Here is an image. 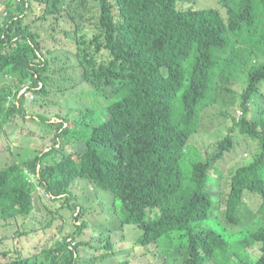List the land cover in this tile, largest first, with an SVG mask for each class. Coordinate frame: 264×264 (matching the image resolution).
I'll list each match as a JSON object with an SVG mask.
<instances>
[{"label": "trees", "instance_id": "16d2710c", "mask_svg": "<svg viewBox=\"0 0 264 264\" xmlns=\"http://www.w3.org/2000/svg\"><path fill=\"white\" fill-rule=\"evenodd\" d=\"M8 1L7 16L0 19V73L12 79L0 87V137L17 115L29 118L28 93L47 98L46 40L35 30L40 20L60 25L66 19L72 28L65 36L71 40H77L85 20L93 22L98 29L94 40L80 42L81 53L68 50L67 55L79 56L85 80L107 97L109 106L105 116L89 112L93 123L35 117L55 126L56 137L51 147L33 151L22 165L0 169V223L30 218L35 193L43 189L53 204L60 201L75 211V230L44 253V263L84 264L80 248L92 244L83 241L85 207L72 203L71 187L87 180L97 191H88L86 198L98 193L95 197L105 202V214L113 220L101 237L106 242L98 248L101 254L112 249L108 231L118 235L132 225L142 231L135 246L148 252L155 244V252L175 254V264H264V105L257 113L251 106L264 84V0H219L220 10L200 8L196 0L190 7L184 4L192 0ZM30 9L38 15L27 22ZM48 36L58 40L56 30ZM106 53L108 62L101 58ZM236 82L243 83L241 113L218 148L203 156L190 141L199 130L201 112L220 102V89L228 92ZM237 139L257 141L259 149L248 168L233 175L227 218L233 225L241 223L243 175L250 169L251 182L262 193L257 214L263 224L255 230L232 231L212 218L214 184L220 180L212 172ZM94 209L102 215L100 205ZM100 221L97 228L104 227ZM255 245L261 255L253 263L248 249ZM6 255L12 257L6 264H40L37 252L17 251L15 257L14 250L0 252Z\"/></svg>", "mask_w": 264, "mask_h": 264}, {"label": "rangeland", "instance_id": "374dc122", "mask_svg": "<svg viewBox=\"0 0 264 264\" xmlns=\"http://www.w3.org/2000/svg\"><path fill=\"white\" fill-rule=\"evenodd\" d=\"M194 2L195 0H192L187 3L189 5L184 4V6L190 7ZM196 2L200 8L217 7L215 0H196ZM93 5L94 1H92ZM35 6L38 13H42L41 6L38 3H35ZM5 8H8L5 0H0V13H5ZM33 11V9L28 11L27 22L38 15L34 16ZM94 11L96 13V7H94ZM91 16L87 15V17ZM84 22L86 26L76 36L79 42L65 36L66 31L72 28L66 19L62 20L60 25L52 23L50 19L43 22L40 20L38 26H35V30L39 29L41 31V41L44 40L43 42H45L46 40L44 52L47 54V60L49 59V68L45 73L47 98L44 99L33 92L28 93L24 100L26 101L25 109L29 118L17 115L5 126L3 135L0 137V169L7 167V164L22 165L32 157L33 151L41 152L52 146L57 129L48 122L38 121L35 117L46 114L48 119L61 116L60 118H64V120L76 121L80 119L81 121L93 123L94 121L91 120L92 115L89 112L97 111L102 116L107 114L109 106L107 97L98 93L96 88L85 80V70L79 67V56H71L70 59L67 55L68 50L74 54L81 53L79 43L94 40L95 32L98 29L91 26L92 21L85 20ZM55 30L57 36L55 38L58 40H49L51 37L48 36V32ZM59 39L62 41L60 42ZM50 50H52V54L49 53ZM101 58L108 62L109 54H101ZM9 79H12V77L0 73V87L5 86L6 83L11 84V82H8ZM233 88L228 92L220 89V102L201 112L199 130L190 141L200 150L203 156L216 150L234 126V117H237L239 113L243 83L236 82ZM261 92L255 97L251 105L256 113L261 111L264 105V84L261 87ZM70 148V146H66L67 150ZM258 149L259 143L257 141L237 139L234 141V150L230 153L227 152L225 158L218 163L216 170L212 172L215 179H220L216 180L214 184L212 218H220L232 231H240L242 228L255 230L263 224L257 214V210L262 203V193L256 188L255 181L254 186L251 182L250 169L243 175V180L246 182V192L239 211L241 219L239 225H233L228 221L226 208L233 175L238 169L248 168L255 160ZM79 182L74 183L71 187L75 194L72 203L80 202L85 207L80 219V222L85 224L84 234H86L85 239L82 240H86L85 242L91 241L92 244V247L84 246L80 248L81 259L85 260L84 264H118L125 260H129L130 264H175L176 257L174 256L176 255L170 254L169 251L155 252L157 250L155 244L150 246L148 252L144 248L135 246L142 231L132 225L125 227L124 231L118 235H116L117 232L108 231L113 242L111 243L112 249L106 254L99 253L98 248L103 249L106 244L101 240L103 233L107 232L105 227L112 225L113 220L107 218L105 214V202L103 203L102 200L95 197L98 193L89 198L91 199L89 201L86 198L88 191L94 193L97 188L94 185H88L87 180H79ZM41 193L45 194L43 189H38L35 193L37 195L36 207L30 214V218L21 217L15 221H10L11 223H0V252L14 250V257L17 251H23L27 256L37 252L40 255V264H45L47 256L44 253L54 250L75 230V211L63 208L60 201L53 204L47 194L40 196ZM99 205L103 211L102 215L94 209ZM98 220H101L100 222L104 227L97 228ZM14 244L15 247H11ZM248 252L250 260L256 263L261 255L260 246H253L248 249ZM117 253H120V255H117ZM10 260H12L10 255L2 256L0 257V264H6Z\"/></svg>", "mask_w": 264, "mask_h": 264}, {"label": "clouds", "instance_id": "9594fccd", "mask_svg": "<svg viewBox=\"0 0 264 264\" xmlns=\"http://www.w3.org/2000/svg\"><path fill=\"white\" fill-rule=\"evenodd\" d=\"M4 1V0H3ZM17 1H21V0H17ZM216 1V5H217V7H208V8H214V9H218V10H220V8H219V6H218V4H219V0H215ZM7 16V8H5V13H0V19H3L4 17H6ZM234 85H235V83H233L232 85H231V87H230V90H232V89H234L233 87H234ZM27 91H24L23 92V95L26 93ZM242 93V92H241ZM28 95V94H27ZM26 95V96H27ZM252 103L253 102H251V105H252ZM239 113H241L240 112V110L238 111Z\"/></svg>", "mask_w": 264, "mask_h": 264}]
</instances>
